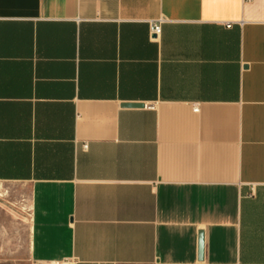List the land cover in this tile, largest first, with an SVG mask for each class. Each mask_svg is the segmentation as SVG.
I'll list each match as a JSON object with an SVG mask.
<instances>
[{
    "label": "crops",
    "instance_id": "crops-1",
    "mask_svg": "<svg viewBox=\"0 0 264 264\" xmlns=\"http://www.w3.org/2000/svg\"><path fill=\"white\" fill-rule=\"evenodd\" d=\"M2 195L18 264H264V0H0Z\"/></svg>",
    "mask_w": 264,
    "mask_h": 264
},
{
    "label": "rangeland",
    "instance_id": "rangeland-1",
    "mask_svg": "<svg viewBox=\"0 0 264 264\" xmlns=\"http://www.w3.org/2000/svg\"><path fill=\"white\" fill-rule=\"evenodd\" d=\"M2 198L3 195L0 196V202L4 204ZM14 218L0 209V264H18L19 259L26 258V235L22 236L23 232L18 231V223Z\"/></svg>",
    "mask_w": 264,
    "mask_h": 264
},
{
    "label": "water",
    "instance_id": "water-1",
    "mask_svg": "<svg viewBox=\"0 0 264 264\" xmlns=\"http://www.w3.org/2000/svg\"><path fill=\"white\" fill-rule=\"evenodd\" d=\"M123 107L142 108V107H144V104H124ZM203 255H204V234H203V232H201L199 235V257H200V260L203 259Z\"/></svg>",
    "mask_w": 264,
    "mask_h": 264
},
{
    "label": "built area",
    "instance_id": "built-area-1",
    "mask_svg": "<svg viewBox=\"0 0 264 264\" xmlns=\"http://www.w3.org/2000/svg\"><path fill=\"white\" fill-rule=\"evenodd\" d=\"M162 23H163V20H158L157 22H152L150 24V35L152 39H154L155 36H159L161 34Z\"/></svg>",
    "mask_w": 264,
    "mask_h": 264
}]
</instances>
